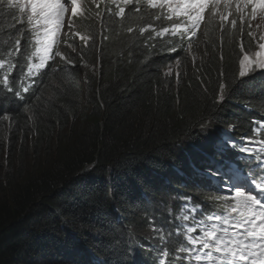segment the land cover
<instances>
[{
    "label": "trees",
    "instance_id": "16d2710c",
    "mask_svg": "<svg viewBox=\"0 0 264 264\" xmlns=\"http://www.w3.org/2000/svg\"><path fill=\"white\" fill-rule=\"evenodd\" d=\"M112 6L83 23L88 46L63 40L55 62L72 68L43 75L26 102L0 84V264H160L164 252L182 263L192 215L206 217L213 195L172 164L217 144V127L239 135L264 116V71L240 75L253 33L222 22L223 37L175 74L160 12ZM12 16L0 6V54Z\"/></svg>",
    "mask_w": 264,
    "mask_h": 264
},
{
    "label": "snow or ice",
    "instance_id": "6c2138e0",
    "mask_svg": "<svg viewBox=\"0 0 264 264\" xmlns=\"http://www.w3.org/2000/svg\"><path fill=\"white\" fill-rule=\"evenodd\" d=\"M95 2V0H94ZM209 0H165L163 4H160V7H166L170 13L176 14L186 18L189 22L188 27H184V31L181 32L180 29L183 27L181 24H175L171 32L172 35H179L181 38L185 33H191L195 35V30L199 29L202 21L205 19L204 12L208 7ZM245 5H253V14L257 9L264 10V3H260L259 0H244ZM0 3H3V0H0ZM111 3L116 4L117 0H111ZM125 5L133 4V0H123ZM136 4L140 3V0H135ZM145 3L153 8L157 7V0H145ZM220 0H211V7L213 10L217 9L219 6ZM7 6L9 8L18 9L20 13H24L27 16V23L32 26L33 29H36L35 36L38 38L41 43L42 55L40 58V64L35 66H28V74L33 73L34 68H44L45 59L47 58L52 44L55 42L54 38L57 35L58 30L63 27L64 17L66 13L71 11V14L75 16L80 9L78 0H7ZM98 6V5H97ZM236 10L242 11L240 0H237ZM110 11V10H109ZM136 12H139V8H135ZM120 17L125 16V8L119 7V11L116 13ZM157 19L160 17L157 16ZM171 19V17H168ZM19 19V18H18ZM24 23V21H20ZM236 21L233 20L232 24L235 25ZM71 20H69V27L71 28ZM132 31L131 28L128 29ZM142 32L144 29L141 30ZM168 28H164L162 32H157L156 35L160 36L162 34L169 33ZM11 30L5 29L3 35H10ZM22 36V31L20 33ZM77 35H79L77 33ZM151 38V34H149ZM14 43L12 47H8L5 44L3 47L7 49L5 53L8 56H11L13 51L19 53L20 51V38H16L15 35H12ZM84 39V37H81ZM261 39H264L262 37ZM87 43V40H85ZM259 48L264 50V43L259 44ZM174 51L175 49H170ZM55 55H60L57 52ZM258 57H262L258 61V65L261 69H264V51L257 52ZM244 61H248V64L256 63V61L250 60L248 56L244 57V60L241 61V64H244ZM71 63V61H69ZM4 64L3 60H0V67ZM15 67V65H10ZM240 75L243 77L246 75L244 71H241ZM0 84H3L4 88L11 92L12 89L9 86L8 75H4ZM23 92H28L27 87H23ZM14 95H20L19 92H15ZM220 99H223V85H221V95ZM240 151H254V149L242 148ZM261 172L264 173V167L261 168ZM248 183L252 185L248 189L247 194L241 189L243 185H234L235 191V203L230 205L231 212H237V209H240L238 218H235L232 221H229L227 216L221 217L218 215L209 216L208 219L220 220L223 219L225 224H230L232 228H243L244 231L237 233L233 232L229 234L228 228H219L216 224L210 226V231H205L203 240V248L208 249L207 259L211 264H264V197H260L259 194H254L256 188H259L260 185L256 183V179L249 176ZM261 192H264V188L260 189ZM188 219V217H184ZM218 231L221 234H217ZM214 240L215 243L211 244V240ZM192 244H195L197 241L191 239ZM199 239V238H198ZM211 244V247H210ZM180 251H189V249L181 248ZM220 254V255H214ZM165 255L167 253L165 252ZM201 257L197 255L195 257L196 261H200Z\"/></svg>",
    "mask_w": 264,
    "mask_h": 264
},
{
    "label": "clouds",
    "instance_id": "9594fccd",
    "mask_svg": "<svg viewBox=\"0 0 264 264\" xmlns=\"http://www.w3.org/2000/svg\"><path fill=\"white\" fill-rule=\"evenodd\" d=\"M101 1L103 3L102 9L105 10V7L107 5V0H101ZM140 1H143V0H140ZM164 2H165V0H157V7L153 8L149 5H145V7H143V9H145L146 11H151L153 13V15H155V13H157V11L164 9L165 10L164 12L171 17L170 21H175L174 17L176 18V20H181L182 18H184L182 16H178L176 14L170 13L166 7H163V8L160 7L159 5L163 4ZM78 3L80 5V9L77 12V14L75 16H73L71 14V12H68L67 13L68 19L66 21L65 28H64L63 32H60V30H58L57 35L55 36L56 39L61 41L59 43L60 46L54 51V53L52 55L53 63L45 71L44 77L48 73H52V74H58V73L62 74L63 73L64 74L69 69L72 68V65L64 60V56L60 62H55V58L57 57V55H55V54L61 50L63 45H65V43L63 42V40L65 38L75 39V40L81 42L82 44L85 43V40H87V43H85L86 46H88L89 41H91V39H92L90 30L88 28L84 27L83 23L85 21L92 19V18L96 19L98 16L99 10L101 9V6L98 3L97 5L99 8H96L95 4L93 3V0H78ZM117 3H119V7H124L125 9L129 8V5H125L123 3V0H117ZM242 3H243V0H240V4H242ZM134 4H135V0H133V4H131V5H134ZM0 6H2V7L7 6V0H3V3H0ZM115 7H116V5H113L110 8V10H114ZM138 8L140 10H142L141 6H139ZM11 10L13 12L12 21H10V23H9V24H11V26L9 28V30H11V33L9 35L10 37L5 40V44H9V47H12V42L14 43V40L12 39V35L14 34L16 38H20V40H21V43L19 46L20 51H19V53H16L15 51H13L11 56H8L5 54L7 52V50H5L2 54H0V60L4 61L3 66L0 67V78L2 81L3 76L8 75L9 86L12 89V87L17 85V84H23V87H24V86L28 85L29 81L34 79L33 73L31 75L28 74V66H32V65H30V62L33 60V55H34L36 44L39 46V40L35 36L36 29H33L32 26L29 25L26 21L27 20L26 14L20 13L18 9L11 8ZM118 11H119V8L115 12H118ZM69 20H71V22H72L71 28L69 27ZM216 20H217V18H215V21ZM20 21H24V23H20ZM215 21L214 22H207L205 24V26L203 27L204 29L202 30V26H203V22H204V20H203L199 29L195 30V35H192L191 33H185L183 38H181V36H179V35H172L171 34L172 29H171V27H169L168 28L170 30L169 33L162 34V37L159 38L160 40H163L165 42V50H166L168 60H170V62L175 61V62H181L182 63L188 57V55L190 56V54H191V57L197 58L198 54H196L195 51L198 48L202 39L199 38V40H196L195 37L203 32L205 35H207V38L205 40L209 39L205 45L210 43L213 38H216L215 37L216 28L219 27L218 24H215ZM180 24L183 25V27L180 29L181 32L184 31V27L189 26V22L186 20V18L183 21H181ZM238 25H239V32H242L244 34L245 31H247V30L250 31V25L243 24L240 22L238 23ZM229 26L232 29L235 25L233 26L230 23ZM21 31H22V36L20 35ZM157 32L158 31H156V33ZM77 33L79 35H77ZM250 33H251V31H250ZM218 35L220 37L223 36L221 29H220V33ZM81 37H84V39H81ZM55 38H54V40H55ZM185 38L188 39L187 43L181 49L177 50L175 48V46L178 45L179 43H182ZM27 46L29 47V51L26 50ZM79 47H82V46H79ZM194 47H197V48H194ZM74 48H78V46H74L73 49ZM172 48H174L175 50L174 51L170 50ZM242 52H243V58H244L245 54L247 53V51L244 49V46L242 47ZM35 57H36V62L33 66L40 64L41 54L39 53V47L37 49ZM47 58H48V56H47ZM23 61H24V64L22 65ZM10 65H15V67H11ZM240 69L242 71L241 67H240ZM34 71L37 72L36 78H38L41 75V73L43 72L42 68H34L33 72ZM248 72H246V73H248ZM43 82H44V79H42L41 83L38 85V88H39V86H41L43 84ZM1 85H2V88L5 89L3 84H1ZM34 91L35 90L33 88L31 91L29 90L28 92H24V98L22 100L16 98L15 95H14V98L17 102L24 103L27 100V96H29V94H32ZM7 92L10 94L11 93L14 94V92H12V91L11 92L7 91ZM252 117L253 118H257V117L262 118L263 116L259 115L256 117H254V116H252ZM174 169H175V164H173V171H174ZM192 177L195 178L196 175L192 174Z\"/></svg>",
    "mask_w": 264,
    "mask_h": 264
},
{
    "label": "rangeland",
    "instance_id": "374dc122",
    "mask_svg": "<svg viewBox=\"0 0 264 264\" xmlns=\"http://www.w3.org/2000/svg\"><path fill=\"white\" fill-rule=\"evenodd\" d=\"M225 2H227V4H228L227 6L223 5V3H225ZM232 2L234 4H236L237 0H220V3H219L220 6H218L219 8H222L223 10H225L226 12L229 11L230 12L229 15L226 14V12L224 13L223 10L219 9L218 7H217V9L213 10L212 7H211V0H209L208 7L206 8V10H207L208 13L212 12L213 14H215V16H216V14H218L217 18L220 19L222 22H224L226 24H228L230 22L231 25H233L232 24L233 20L236 21L235 25L238 24L239 22L243 23V24H248L249 23L248 25H250V31L254 35V45L252 47V48H254V50L247 52L245 54V56H248L250 60L256 61V63H252L251 65H249L248 61H244V64H241V61H243L244 58L241 59L240 60V66L242 68V71H244L246 73V72H248L249 70H251L254 67H259L258 61L262 58V57H258L256 55V53L264 51V50H261L259 48V44L260 43H264V39H261L262 37H264V10L257 9L255 11V13L253 14V11H252L253 5H251V4L245 5V2L243 0V3L241 4L242 11L238 12L236 10V5H232ZM259 2L260 3H264V0H259ZM135 5H137V4L135 3L134 5H129V6H135ZM138 5H142L143 7H145V5H147V4L145 3V0H143V1H140V3ZM109 10H110V8H109ZM69 12H71V11H69ZM160 14L165 20V24H166L165 28L173 27L175 24H180V22L185 19V18H182L181 20L170 21V19L168 18L169 15H167L165 12H160ZM206 20H207V14L205 13V22H204V24L207 23ZM204 24H203V26H204ZM64 28H65V25H64V27L62 29L64 30ZM184 40L187 41L186 38ZM208 40L209 39H207V40L202 39L200 44H199V46H198V48L194 47V48H197L196 51H195L196 54L197 53L201 54L203 52V48H202L203 46L202 45H205ZM67 42H69V40H67ZM12 44H13V42H12ZM68 46H69V44H68ZM37 47H39V53L42 55V51H41V47L42 46H41V43L39 42V46L36 44L34 55H33V60H32V62H30V65H32V66L36 62V57L35 56H36V52H37L36 49H38ZM48 60H49V57L47 58V61ZM190 61L192 62V60H190ZM189 64H190V62L188 61V59H185L184 62H182V63L178 62L177 64L172 65L170 67L169 71H174L175 74H177V73L180 74V73H182L183 67L185 65H189ZM34 73H36V71H34ZM223 142L224 141H221V143H223ZM224 206H226V205H224ZM217 209H218L217 206H213L210 215L213 214ZM224 210H229V208L225 207ZM188 216H190V215H188ZM212 224H216L218 226V229L221 228L219 226V224L217 222H215L214 220H209V219L202 220L200 222V226H202L203 229L201 231H198V233L197 232H192V234L190 235L191 239H193V238L197 239L199 241L200 245H201V248H198L196 250L195 256L199 255L201 257L200 260L203 261V264H211V262L207 259L208 249H204L203 248V243L202 242L205 239V237H204L205 231H210L211 230L210 226ZM225 228H228L229 229V234H231L230 227H225ZM217 234L219 235L221 233L218 231ZM209 239L211 240L210 237H209ZM214 243H215V241L211 240V244H214ZM211 244H210V247H211ZM214 255H220V254L214 253ZM160 261L163 262V263H167L168 262L166 260V258L165 259L163 258ZM193 264H199V263L196 260H194ZM217 264H218V262H217Z\"/></svg>",
    "mask_w": 264,
    "mask_h": 264
},
{
    "label": "bare ground",
    "instance_id": "6f19581e",
    "mask_svg": "<svg viewBox=\"0 0 264 264\" xmlns=\"http://www.w3.org/2000/svg\"><path fill=\"white\" fill-rule=\"evenodd\" d=\"M111 1V0H110ZM237 4V3H236ZM236 4H234L233 2H232V5H236ZM113 5H116V7H119V3H116V4H113ZM223 5H225V6H227L228 4H227V2H225V3H223ZM139 6H141V9H143V6L142 5H135V6H133L134 8H138ZM220 6V5H219ZM130 7H132V6H129V8ZM219 8V7H218ZM219 9H222V8H219ZM223 10V9H222ZM165 10H159V11H157V12H164ZM223 12L225 13L226 11L225 10H223ZM240 12V11H239ZM205 13L207 14V20H206V22H214L215 21V18H217V15L218 14H216V16H215V14H213L212 12H210V13H208L207 12V10L205 9V12H204V17H205ZM226 14H230V12L228 11V12H226ZM239 14V13H238ZM67 13H66V15H65V17H64V24H63V27H64V25H65V23H66V21H67ZM239 19V18H238ZM254 21V20H253ZM204 22H205V19H204ZM204 22H203V24H204ZM224 23V22H223ZM215 24H218L219 25V27L218 28H216V31L219 29H221L224 25H221L222 24V21L220 20V19H218L217 18V20L215 21ZM249 24V23H248ZM204 26H205V24H204ZM204 26H202V30L204 29L203 27ZM62 27V28H63ZM60 29V32H63V29ZM226 28H228V27H226ZM219 33H220V31H219ZM226 34V33H225ZM251 35V34H250ZM257 35V34H256ZM223 37V36H222ZM250 37V36H249ZM247 39V38H246ZM260 40V39H259ZM61 41H59L58 39H56L55 38V42L52 44V47H51V49H50V52H49V54H48V57H49V60L47 61V59H45V67L44 68H42V73H41V75L38 77V78H36V73H34L33 72V74H34V79L33 80H31V81H29V83H28V85H27V88H29L31 85H33V88H35L36 86H38L40 83H41V79H42V76L44 75V73H45V71L47 70V68L53 63V60H52V55H53V53H54V51L60 46L59 45V43H60ZM203 46V45H202ZM38 48V47H37ZM201 48V47H200ZM36 51H37V49H36ZM198 54V53H197ZM58 56V55H57ZM190 58H193V59H197L196 57H191V54H190V56H189ZM32 62V61H31ZM74 63V62H73ZM95 72H97L98 73V71H95ZM90 73V72H89ZM88 73V74H89ZM93 74V73H92ZM97 75V74H96ZM261 81V80H260ZM42 88V87H41ZM31 89V88H30ZM32 90V89H31ZM30 90V91H31ZM38 90V89H37ZM70 98V97H69ZM64 103V102H63ZM66 106V105H65ZM89 107V106H88ZM40 108V107H39ZM64 108V107H63ZM42 109V108H41ZM56 112V111H55ZM90 118H91V116H90ZM92 121V120H91ZM14 144V143H13ZM22 144H24V143H22ZM254 147H256V148H259V145L258 144H252ZM10 156V155H9ZM259 163L258 162H255V163H253V165L254 166H256L257 167V165H258ZM235 178V177H234ZM239 182H234L233 184H231V185H228L227 187H225V190L227 191V192H231V190L233 189V186L234 185H236V184H238ZM249 186V184H247V187Z\"/></svg>",
    "mask_w": 264,
    "mask_h": 264
}]
</instances>
